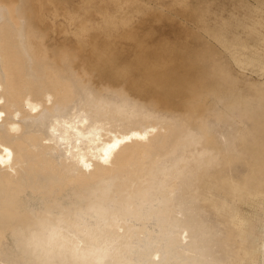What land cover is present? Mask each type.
I'll use <instances>...</instances> for the list:
<instances>
[{
  "label": "bare ground",
  "instance_id": "1",
  "mask_svg": "<svg viewBox=\"0 0 264 264\" xmlns=\"http://www.w3.org/2000/svg\"><path fill=\"white\" fill-rule=\"evenodd\" d=\"M33 4L0 0V264H42L50 256L45 242L78 254L92 247L107 264H135L130 255L142 243L155 246L154 257L137 264H214L195 260L192 248L197 213L219 212L217 192L235 187L219 170H205L208 158H234L235 134L223 149L212 125L230 123L235 111L231 98L216 109L231 91L220 70L197 92L182 59L162 58L135 35L91 44L84 23L81 47L92 48L101 66L79 71L73 54L47 46ZM194 95L215 104L207 113L185 109ZM175 108L199 118L170 116ZM193 148L187 169L185 151ZM175 228L183 259L159 247L176 244ZM240 264H264V240Z\"/></svg>",
  "mask_w": 264,
  "mask_h": 264
},
{
  "label": "rangeland",
  "instance_id": "2",
  "mask_svg": "<svg viewBox=\"0 0 264 264\" xmlns=\"http://www.w3.org/2000/svg\"><path fill=\"white\" fill-rule=\"evenodd\" d=\"M128 1L34 0L33 24L51 50L74 55L79 71L101 66L92 48L81 47L78 34L84 23L88 25L84 39L91 44L135 35L162 58L182 59L179 67L190 75V86L197 92L209 83L213 69L220 70L231 91L216 109H223L231 98L235 111L230 123L212 125L223 149L226 136L235 134L234 158L230 164L227 155L208 158L205 170L209 174L219 170L234 179L235 187L231 194L224 189L217 192L219 212L197 213L199 231L193 238L192 255L195 260L208 257L214 264H240L264 240V0ZM105 19L115 20L117 26L107 27ZM242 59L246 63H240ZM214 104L207 96L194 95L184 108H204L207 113ZM184 108L168 114L195 123L199 113ZM197 151H185L187 169ZM191 215L186 212L185 218L190 220ZM172 236L176 244L163 242L159 247L164 256L183 259L179 229L172 230ZM42 245L50 252L42 264H107L104 253L92 247L78 254L74 247ZM6 248L10 258L19 253L11 238ZM154 250V245L142 243L130 256L137 264L152 259Z\"/></svg>",
  "mask_w": 264,
  "mask_h": 264
}]
</instances>
